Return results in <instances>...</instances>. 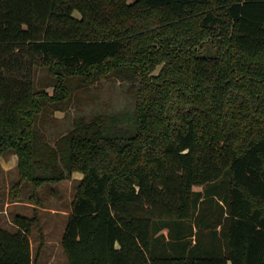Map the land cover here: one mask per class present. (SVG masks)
<instances>
[{
  "label": "trees",
  "instance_id": "trees-1",
  "mask_svg": "<svg viewBox=\"0 0 264 264\" xmlns=\"http://www.w3.org/2000/svg\"><path fill=\"white\" fill-rule=\"evenodd\" d=\"M40 64L52 93L36 87ZM107 77L132 104L78 114L50 138L49 111ZM7 151L12 199L24 181L38 199L83 173L62 236L69 264H264V0H0ZM38 220L0 226V264H35Z\"/></svg>",
  "mask_w": 264,
  "mask_h": 264
},
{
  "label": "rangeland",
  "instance_id": "rangeland-1",
  "mask_svg": "<svg viewBox=\"0 0 264 264\" xmlns=\"http://www.w3.org/2000/svg\"><path fill=\"white\" fill-rule=\"evenodd\" d=\"M215 53V48L210 46L205 52L207 55ZM34 78L38 89H47L52 93L54 79L47 66L36 65ZM125 88L126 86L114 77L96 80L89 87L79 89L80 98L74 97L66 105L65 112L49 111L46 118L42 115L41 120L45 118L42 122L43 128L50 138L55 139L61 132L70 129L78 114L115 111L130 106L133 97ZM82 176V172H74L70 179L55 184H43L39 188L38 199L32 197L33 185L24 181L21 185L22 199H12L11 188L20 181L18 155L12 151L0 155V226L14 229L13 221L17 214L38 217V223H34L30 235L35 264H69L62 245V236L71 211V202ZM195 188L202 189L201 186Z\"/></svg>",
  "mask_w": 264,
  "mask_h": 264
},
{
  "label": "crops",
  "instance_id": "crops-1",
  "mask_svg": "<svg viewBox=\"0 0 264 264\" xmlns=\"http://www.w3.org/2000/svg\"><path fill=\"white\" fill-rule=\"evenodd\" d=\"M14 203V202H13ZM17 203H22V202H17ZM8 206H9V203L7 204ZM8 206H7V208H8ZM5 211H7V210H5Z\"/></svg>",
  "mask_w": 264,
  "mask_h": 264
}]
</instances>
